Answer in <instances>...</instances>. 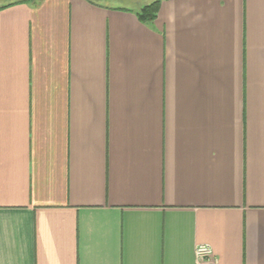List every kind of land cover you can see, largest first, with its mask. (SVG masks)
Instances as JSON below:
<instances>
[{"label":"crops","instance_id":"crops-1","mask_svg":"<svg viewBox=\"0 0 264 264\" xmlns=\"http://www.w3.org/2000/svg\"><path fill=\"white\" fill-rule=\"evenodd\" d=\"M144 4L0 0V264H264V0Z\"/></svg>","mask_w":264,"mask_h":264},{"label":"trees","instance_id":"trees-1","mask_svg":"<svg viewBox=\"0 0 264 264\" xmlns=\"http://www.w3.org/2000/svg\"><path fill=\"white\" fill-rule=\"evenodd\" d=\"M161 0H153L149 3L144 4L138 11V17L144 21H153L158 13Z\"/></svg>","mask_w":264,"mask_h":264},{"label":"built area","instance_id":"built-area-1","mask_svg":"<svg viewBox=\"0 0 264 264\" xmlns=\"http://www.w3.org/2000/svg\"><path fill=\"white\" fill-rule=\"evenodd\" d=\"M196 255L202 261L212 262L215 259V253L209 244H200L196 247Z\"/></svg>","mask_w":264,"mask_h":264},{"label":"rangeland","instance_id":"rangeland-1","mask_svg":"<svg viewBox=\"0 0 264 264\" xmlns=\"http://www.w3.org/2000/svg\"><path fill=\"white\" fill-rule=\"evenodd\" d=\"M148 1L149 0H103V2H106L108 4H115V5L127 6V7L138 6V4H141V3L144 4Z\"/></svg>","mask_w":264,"mask_h":264}]
</instances>
